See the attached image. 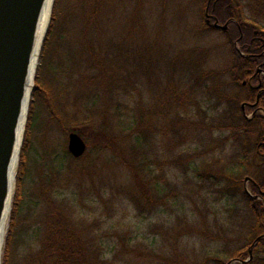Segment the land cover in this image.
I'll return each instance as SVG.
<instances>
[{
    "label": "trees",
    "instance_id": "16d2710c",
    "mask_svg": "<svg viewBox=\"0 0 264 264\" xmlns=\"http://www.w3.org/2000/svg\"><path fill=\"white\" fill-rule=\"evenodd\" d=\"M156 1L152 32L142 11L150 0H55L33 97L65 136L70 164L41 190L38 248L22 264H264V114L243 110L259 97L264 111V93L253 88L264 57L234 44L264 37V0ZM193 2L203 31H219L208 8L222 25L233 20L221 30L232 45L226 57L166 39L168 19L183 33ZM31 102L3 264L22 231ZM72 132L87 143L79 159L68 150ZM103 155L115 166L109 175L92 160ZM130 209L161 220L131 231L115 222Z\"/></svg>",
    "mask_w": 264,
    "mask_h": 264
},
{
    "label": "water",
    "instance_id": "95a60500",
    "mask_svg": "<svg viewBox=\"0 0 264 264\" xmlns=\"http://www.w3.org/2000/svg\"><path fill=\"white\" fill-rule=\"evenodd\" d=\"M49 1L0 0V264L16 188L15 170L24 145V138L20 142L21 125L26 115L28 123L30 97L35 90L37 72L33 77V62L37 52L42 51L51 23L50 19L39 47ZM230 23L221 25L216 20L214 27L227 31ZM259 111L264 114L262 109ZM68 150L74 158L79 159L86 154L87 143L77 132H72L68 139ZM250 181L247 178L245 182L247 184ZM261 238L254 242L249 249V258L242 263L253 259L254 249ZM235 262L233 260L229 264Z\"/></svg>",
    "mask_w": 264,
    "mask_h": 264
},
{
    "label": "rangeland",
    "instance_id": "374dc122",
    "mask_svg": "<svg viewBox=\"0 0 264 264\" xmlns=\"http://www.w3.org/2000/svg\"><path fill=\"white\" fill-rule=\"evenodd\" d=\"M152 4H146L142 11L148 17V25L150 31H154L158 26L159 22V13L161 10L159 9V5L156 0H150ZM186 0H181L179 3L185 4ZM192 6L191 11L186 12V21L185 23H181L180 27L183 24V33L182 32H174V27H172V19L167 21V23H171V28L168 30V35H166V39L171 41L177 40L181 46H200L205 49L210 50V53L220 54L221 57L223 54L226 57L228 53H231L232 45L228 44L227 37L221 30L206 32L204 30V23L202 21V12H201V3H191ZM172 7L169 5V12H171ZM159 12V13H158ZM189 17V18H188ZM182 18V17H181ZM171 21V22H170ZM178 22V20H177ZM203 26V27H202ZM164 37V39H165ZM42 59L40 60L39 67H41ZM38 67V68H39ZM38 71V70H37ZM38 74V73H37ZM37 76V75H36ZM50 77V69L47 64H45L44 70L41 73V78L48 79ZM36 84V83H35ZM34 100V124L35 129L32 132V144L31 151L29 153V161H28V175L26 176L24 182V195H25V203L24 208L21 212L20 220L22 222V231L17 244V250L14 254V257L11 261V264H22L23 258L29 254L30 248H38V244L34 243V235L36 230H39V225L36 222L37 217L44 210V203L40 198V193L42 188L47 184L52 178L55 179V174L59 172L65 173L70 164V160L65 158V136L55 127L52 123H49L48 116L46 113L42 111L40 107L39 98H35L32 96L31 101ZM30 101V108L32 102ZM30 108L28 113V119L30 115ZM252 112L248 113V118H252ZM29 121V120H28ZM28 125V123H27ZM27 131V128H26ZM26 135V133H25ZM25 141V137H24ZM24 146V145H23ZM111 155H103L100 158L92 157L93 162L99 166L98 170L102 173H106L109 175L112 170H114L115 166L110 164ZM20 162H21V154L20 161L15 170L16 172V189H17V176H19L20 171ZM53 176V177H52ZM14 200V197H13ZM12 211H13V203H12ZM11 211V214H12ZM127 219L122 220L121 217L117 218L115 222L124 223L125 227L129 226L131 231L137 230L141 228L144 230H148L150 223H157L159 219L158 217L153 218L152 220H141L135 217L134 212L130 209ZM11 222V215L8 219L7 223V232L5 237V243L3 247V255H2V264L3 258L5 255V247L7 238L9 235V227ZM17 235V234H16ZM17 239V238H16ZM36 241V240H35ZM34 243V244H33ZM118 264V263H116Z\"/></svg>",
    "mask_w": 264,
    "mask_h": 264
},
{
    "label": "flooded vegetation",
    "instance_id": "af4514ba",
    "mask_svg": "<svg viewBox=\"0 0 264 264\" xmlns=\"http://www.w3.org/2000/svg\"><path fill=\"white\" fill-rule=\"evenodd\" d=\"M208 11H206V21L209 24V26H214L215 22H216V16L214 13H211L209 8L207 9ZM230 22H233V20L231 19ZM222 25V24H221ZM257 34V33H256ZM242 37L240 39H237L236 41H234L235 44V48L236 51L238 53H242L243 55H245L247 58H254V57H264V37L262 36H257L256 38L252 39L249 43L247 42H243L242 43ZM255 46V47H254ZM260 53V54H259ZM264 65V63L258 68L257 70V75H258V80L259 83L258 85L253 86V88L255 89H260V93L258 96H260V94L264 93V88H263V80H264V71L262 70V66ZM259 103V97L257 98L256 102L254 104H247L246 107H243V110L246 112V110L248 108H252V118L249 119H253L257 116L258 113H261V108L258 107V103ZM257 103V104H256ZM256 104V105H255ZM255 105V106H254ZM259 111L255 114L256 111Z\"/></svg>",
    "mask_w": 264,
    "mask_h": 264
},
{
    "label": "bare ground",
    "instance_id": "6f19581e",
    "mask_svg": "<svg viewBox=\"0 0 264 264\" xmlns=\"http://www.w3.org/2000/svg\"><path fill=\"white\" fill-rule=\"evenodd\" d=\"M53 1L54 0L49 1L48 5L46 7V10H45V16H44V20H43L42 33H41V37H40V41H39V47L41 46L42 40H43L45 33L48 29V26H49V22H50L52 11H53ZM40 60H41V53L37 52L35 59H34V62H33V77H34V75H36ZM30 100H31V97H30ZM26 126H27V115L25 116V119L23 120L22 125H21L20 142L24 138Z\"/></svg>",
    "mask_w": 264,
    "mask_h": 264
}]
</instances>
